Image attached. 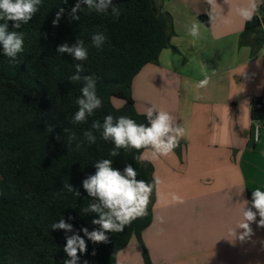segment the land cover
I'll return each mask as SVG.
<instances>
[{"label": "trees", "instance_id": "1", "mask_svg": "<svg viewBox=\"0 0 264 264\" xmlns=\"http://www.w3.org/2000/svg\"><path fill=\"white\" fill-rule=\"evenodd\" d=\"M75 3L41 0L39 11L20 29H12L9 21V30L24 35V51L15 63L3 55L0 46V264H64L68 259L63 251L66 233L51 229L61 218L86 241L87 251L78 253V264H117L118 253L133 238L141 245L146 264H151L142 239L143 231L152 223L155 200L154 168L141 159L146 150L115 149L118 154L113 156L114 144L104 141L101 132L95 130L94 145L84 142L77 147L76 143L83 141L82 133L93 121L103 123L109 114L147 124L146 115L136 109L132 85L144 66L157 63L161 52L171 47L173 18L162 10V0H113L121 10L118 19L110 10L97 14L82 5L80 19L73 20L69 13ZM61 7L64 14L54 26L52 21ZM200 18L209 25V13ZM98 32L106 37L100 49L91 41ZM77 39L88 49L86 61H74L69 54L56 52L57 46H72ZM240 45L251 47L253 54L264 47V3H260L253 20L246 22ZM76 63L83 64L84 75L96 78L97 95L103 102L84 124L71 123L82 87V83L69 80ZM115 99L124 104L116 107ZM251 119L260 121L264 128V93L252 101ZM70 132L78 139L69 147ZM178 148L175 150L180 154ZM102 159L112 160V166L121 171L131 164L137 179L152 184L153 191L145 216L122 232L106 233L107 242H92L81 229H97L92 220L98 214L82 211L93 202L82 181L95 173L94 164ZM66 184L81 195L68 192ZM251 196L249 193L250 201Z\"/></svg>", "mask_w": 264, "mask_h": 264}, {"label": "crops", "instance_id": "2", "mask_svg": "<svg viewBox=\"0 0 264 264\" xmlns=\"http://www.w3.org/2000/svg\"><path fill=\"white\" fill-rule=\"evenodd\" d=\"M245 2L216 0L230 22L206 25L200 16L212 9L208 0H164L174 22L171 47L133 81L139 113L168 111L185 130L180 154L141 158L154 168L152 223L142 233L151 264H264L258 218L250 238L229 235L240 209L250 207L249 193L264 190V128L256 141L251 119V103L264 93V47L253 54L240 45L246 23L235 8ZM193 23L198 38L189 34ZM202 80L208 83L198 88Z\"/></svg>", "mask_w": 264, "mask_h": 264}, {"label": "clouds", "instance_id": "3", "mask_svg": "<svg viewBox=\"0 0 264 264\" xmlns=\"http://www.w3.org/2000/svg\"><path fill=\"white\" fill-rule=\"evenodd\" d=\"M208 3L212 6L209 12L210 20L230 22L222 14V9L216 10V0H208ZM260 3H264V0H246L245 3L236 6L235 14L242 22H250L259 11ZM40 4L41 0H0V20L6 21V23H0V46H2L3 55L8 57L12 63H15L18 54L24 51V35L22 32L9 30L8 22H12V29H20L22 25L32 20L39 11ZM82 5L97 14H108L110 10L111 15L116 19L121 15L120 8L113 3V0H76L69 13L71 19H80L78 13L81 12ZM64 11L63 7L59 8L52 21L54 26L58 25ZM189 34L193 38L199 37V23L191 25ZM105 40L106 37L102 32L95 33L91 37L92 44L97 49L103 46ZM56 52L60 55L67 53L78 62L88 59V49L81 39H77L72 46L67 43L57 46ZM74 68L75 72L69 80L72 83H82V87L81 95L76 100L78 108L71 123L84 124L96 110L102 107L103 102L97 95L96 78L83 74L82 63H76ZM207 83V80H202L197 87H205ZM145 115L147 124H138L127 116L114 118L110 114L104 117L103 123L93 121L91 127L83 131V141L76 143V146L80 147L84 142L90 146L94 145L97 141L95 130L101 132V138L104 141H111L114 144V150L111 153L113 156L118 154L115 149L121 148H132L137 151L145 149L146 151L141 154L142 159H158L161 156H168L178 146L180 138L184 136V128L177 126L174 117L168 111H157L149 107ZM64 131L69 130L64 129ZM257 138H259V125L257 126ZM77 139V135L70 132L67 139L68 146L70 147ZM94 167L95 173L82 181L83 189L93 202L82 211L98 214V218L93 219L92 224L99 227L91 232L86 227L81 231L92 242H107L106 233L122 232L134 220L146 215L153 185L143 179H137L138 173L131 164H127L121 171L112 166V160L102 159L97 161ZM64 187L78 197L81 195L80 191L70 184ZM173 199L179 198L173 197ZM247 203L240 209L242 219L237 222L235 228L229 229V235L241 241L253 235L251 224L257 222V216H259L258 225L264 227V190L257 188L252 191L251 206L248 207ZM51 229L63 230L66 233V244L63 251L68 259L64 261V264H78V253L87 251L85 239L75 232L73 225L66 222L64 218L54 222ZM69 232L73 234L67 235Z\"/></svg>", "mask_w": 264, "mask_h": 264}, {"label": "rangeland", "instance_id": "4", "mask_svg": "<svg viewBox=\"0 0 264 264\" xmlns=\"http://www.w3.org/2000/svg\"><path fill=\"white\" fill-rule=\"evenodd\" d=\"M163 3L164 0H162V8H163ZM123 104L124 103L122 102V100L119 99L114 100V105H116V107H121ZM178 147H179L178 149H181V146L178 145ZM117 264H146L143 256V249L135 238H133L130 241V243L122 251L118 253Z\"/></svg>", "mask_w": 264, "mask_h": 264}, {"label": "built area", "instance_id": "5", "mask_svg": "<svg viewBox=\"0 0 264 264\" xmlns=\"http://www.w3.org/2000/svg\"><path fill=\"white\" fill-rule=\"evenodd\" d=\"M259 125V131L263 128L262 123L260 121H255L254 126H255V140L257 141V126Z\"/></svg>", "mask_w": 264, "mask_h": 264}]
</instances>
